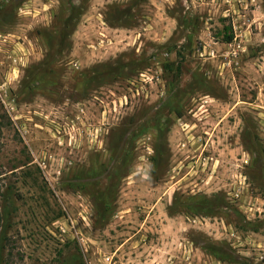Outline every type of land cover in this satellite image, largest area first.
I'll return each mask as SVG.
<instances>
[{
	"label": "rangeland",
	"instance_id": "obj_1",
	"mask_svg": "<svg viewBox=\"0 0 264 264\" xmlns=\"http://www.w3.org/2000/svg\"><path fill=\"white\" fill-rule=\"evenodd\" d=\"M0 264H264V0H0Z\"/></svg>",
	"mask_w": 264,
	"mask_h": 264
},
{
	"label": "trees",
	"instance_id": "obj_2",
	"mask_svg": "<svg viewBox=\"0 0 264 264\" xmlns=\"http://www.w3.org/2000/svg\"><path fill=\"white\" fill-rule=\"evenodd\" d=\"M231 38H232V36H228V40H229V41L231 40Z\"/></svg>",
	"mask_w": 264,
	"mask_h": 264
},
{
	"label": "built area",
	"instance_id": "obj_3",
	"mask_svg": "<svg viewBox=\"0 0 264 264\" xmlns=\"http://www.w3.org/2000/svg\"><path fill=\"white\" fill-rule=\"evenodd\" d=\"M236 54H237V52H236V51H234V55H236ZM143 75H145V73H144Z\"/></svg>",
	"mask_w": 264,
	"mask_h": 264
}]
</instances>
